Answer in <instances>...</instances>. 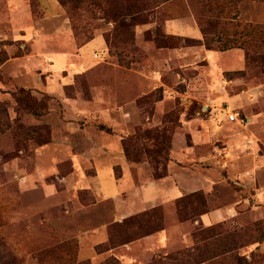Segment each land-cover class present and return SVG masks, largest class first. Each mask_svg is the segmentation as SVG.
Instances as JSON below:
<instances>
[{
  "label": "rangeland",
  "instance_id": "374dc122",
  "mask_svg": "<svg viewBox=\"0 0 264 264\" xmlns=\"http://www.w3.org/2000/svg\"><path fill=\"white\" fill-rule=\"evenodd\" d=\"M19 1L30 12L29 24L31 22L46 33L39 55L33 50L36 43L34 40L27 42L21 37H11L13 25H17L16 28L21 32L26 27L20 25L19 20L17 24H14V20L12 23L7 22L5 17L6 10H12ZM195 4L198 13L200 6L197 0ZM260 7L264 9V1H249L242 6L241 13L256 15ZM144 18L147 23L135 26L130 19L124 21L132 25L129 32L133 34L122 55V60L129 63L125 66L113 54L106 41V35L114 32V23L102 17L98 11L92 18L82 9L73 20L57 0H0V48L6 51L8 57L23 59L19 66L9 64L4 71L0 70V102L12 124L18 121L28 126H44L50 133V141L44 145H37L30 140L15 143L10 130L0 134V264H62L67 255L59 258L48 249L67 241H76L80 246L77 261L90 259L94 263L100 256L99 262L95 263L99 264L112 255L110 251L100 254L95 252L94 244L105 240L106 236L101 224H107V227L119 224L115 228L121 230V233H116V239H120L124 235L120 225L126 219L156 209L162 215V229L175 231L179 222L184 219L194 220L198 217L196 211L210 207L206 199L205 206H199L194 204L196 198L191 197L183 204L192 203L191 208L198 207L193 214L185 215V211L179 214L180 205L175 201L176 207L169 203L168 207L150 208L117 222L107 216L108 208L105 205L98 204L101 196L94 189L93 183L107 197H111L119 190H128L131 180L125 174L119 180L114 178V171L115 176L121 172L118 166L113 170V165H119L123 170L127 167L122 144L119 145L120 153L111 159L98 158L94 166L88 158H93L97 153L87 151L92 144L121 143L122 139L137 129L164 130L169 138L171 158L174 143L183 148L190 145L189 131H195L201 120H207L219 111L226 113V107L234 109L240 117L245 118L246 108L231 99L242 88L248 89V86H255L259 80L264 79V58L248 63L245 59L244 74L241 76L229 78L224 74L227 71H222L214 78L203 57H195L193 61L184 59L179 64L173 61V57L159 55L160 51L185 47L188 43L180 38L172 40L164 33L163 10L146 12ZM241 21L245 22L243 19ZM148 23V30L140 31L139 27ZM90 35L92 39L87 44L85 40ZM101 37L105 41L103 47L100 45ZM81 47V52L85 51L92 57L87 66L77 70L68 65L53 72V63L48 58L50 52H65L70 54L69 57H78ZM33 57L45 60L46 66L33 64ZM187 62L194 67L187 69ZM223 66L242 68L241 63H233L231 60L224 62ZM14 67H20L23 74L17 71L19 80L9 84L4 79L14 71ZM146 76H153L156 81H148ZM224 80L226 82L223 83ZM237 81L242 83L241 87ZM21 88L29 89L42 102L39 114L18 109L13 93ZM220 94L227 97L223 103L219 102ZM249 110L259 111L257 102L252 100ZM205 130L211 129L198 127L201 133ZM245 130L239 126L237 132ZM144 143L148 148L155 147L151 140H145ZM221 146L225 145L218 139L210 144H197L194 149L198 155L196 164L202 168L215 165L211 155H217L219 159L221 154L218 153L223 155L220 152ZM259 153L263 151L259 149ZM133 164L137 165L132 171L136 184H140L138 173L144 176L140 180L142 184L154 179L149 156ZM157 165L161 170L162 163L157 162ZM95 170V182H92ZM217 170L221 176H225L222 169L218 167ZM216 189V193H228V188L217 186ZM199 193L205 198L202 191ZM97 211L101 212L98 216L95 215ZM262 220L264 218H246L241 225L233 226L225 222L209 228L194 225L193 232L186 236V240L182 235L172 232L168 248L162 252H150L147 262L139 252L134 257L138 264L162 260L165 253L172 254L188 248L186 246L190 249L194 241L201 245L208 243L211 248L208 247L207 251L218 254L205 264H264V238L257 241L262 226H256V222ZM151 227L147 224L139 233ZM92 228H95L94 232L85 231ZM201 239L203 241L199 243ZM260 246L262 249H259ZM115 252L116 255H113L126 264L121 260L120 253Z\"/></svg>",
  "mask_w": 264,
  "mask_h": 264
},
{
  "label": "crops",
  "instance_id": "0c3cea01",
  "mask_svg": "<svg viewBox=\"0 0 264 264\" xmlns=\"http://www.w3.org/2000/svg\"><path fill=\"white\" fill-rule=\"evenodd\" d=\"M184 1L189 14L166 20L163 23V31L167 35H172L183 40L191 39L197 42L194 44L190 43L185 47L160 51L158 54L161 56L166 55L168 57H173V59H175L173 61L179 64L184 62V59L193 61L195 57H203V60L206 62V65L214 78L217 77L218 72L243 69L245 66V56L241 49L234 48L227 51H211L207 50L201 42H198L202 40L203 36L195 19L197 14L195 0ZM5 17L9 20H7V22L12 23L14 20V24H17V20H19L21 23L20 25L23 24L26 26L21 32L19 28H16L17 25H13L14 28L11 37H21L20 39H24L27 42L34 40L36 43L33 46L35 48L33 50H36L39 55L41 51L40 46H42L45 41L44 35H46V33L31 22L29 24L31 15L27 10L26 5L19 1L17 6L12 10H6ZM238 18L239 20L243 19L245 22L263 23L264 9L263 7H260L259 13L256 15L240 13ZM149 27L150 24L148 23L139 28L140 31H143L148 30ZM100 45H102V47L105 46L103 37L100 38ZM83 47L79 49L80 56L78 57H69L70 54L67 55L65 52H50L48 58L51 60V63H53V72L55 73L58 70H62L68 65L77 70L87 66L88 62L92 60V57H89L87 52L80 51ZM30 59L31 58L29 57V60ZM21 60L23 59L10 56L0 67V70L4 71L9 64H16L19 66ZM42 60L41 58L38 59L33 57V64H40L42 67H45L46 65L44 66V64L46 61ZM229 60L233 63H241L242 68L233 69L223 66V63H228ZM192 67L194 66H192L190 62L186 63L187 69H191ZM17 71L20 74H23L20 67H14V71L7 74L4 81L8 80L10 84L11 81L19 80ZM147 78L148 81H156V78L153 76ZM35 82L37 84V81ZM224 82H226V80H224L223 83ZM242 82H244V79H242ZM257 83L258 84L255 86H248V89L242 88L241 91L231 99L233 102H237L241 104L243 108H246L245 118L240 117L239 113L234 109L226 107V113L219 111L210 116L207 120H201L202 122H199L198 127H209L211 130H205L201 133V131H198L197 127L195 129L196 132L192 130L189 131L191 132L190 145H186L183 148L182 145L177 143L175 145L174 143L173 154H171V158L167 163L166 177L149 179L146 183L142 184L140 180L143 179L144 176L141 177L140 173H138L137 176L140 184H136L133 179L132 171L137 165L129 163L124 156L127 167L123 170L119 165H113V170L114 167L118 166L121 172L119 177H116L114 171L115 179L119 180L122 174L129 176L131 185L128 190L122 189L114 193L113 196L107 197V195L101 192L99 186H97L96 183H93L94 189L97 191L98 195L101 196V200L98 204L105 205V207L108 208L106 209L107 216L113 217L114 221L117 222H121L130 215H134L150 208L159 206L168 207L169 203H173V206L176 207L175 201L186 195L200 191L204 193L206 203L210 205L205 212L201 213L194 220L184 219L179 222V224L175 226V231L164 228L158 232L109 250L112 255H116L115 251H118L121 260L126 264H138L134 257L135 253L137 255V252H139L144 261H148L151 256L150 252H162L164 251L163 249L168 248L167 246L170 243L172 232L182 235V238L186 240V236L188 234L191 235L193 232L194 225L209 228L214 225L229 222L233 226H236L241 225L242 221L246 218H256V220L264 218V79L259 80ZM1 85L2 80H0V87ZM237 85L241 87L242 83L237 81ZM226 98V95L220 94L219 102H225ZM252 100L257 102L260 109L259 111L253 112L249 110ZM228 111H235L239 118L235 121H230L227 115ZM239 126H243L246 129L245 132H237ZM214 139H218V141L224 143L225 146H221L220 148V152H223V155L222 153H218L221 154V156L219 155V159L217 158V155H211L215 165L212 164L209 167L202 168L199 164H196L198 162V155L194 152L195 146L199 143L210 144ZM119 145L121 146V143L118 141L107 145L100 143L92 144L90 147L91 149L87 151L90 153L93 151L94 153H97V155H93V158H88V161H93L94 166L96 159L98 158L101 159L102 157L104 160L111 159L113 155L120 153ZM228 149H230V152H228ZM259 149H261L263 153H259ZM229 156L230 159H228ZM218 167L225 172V176H221V173L217 170ZM95 177L96 170L91 179L92 182H95ZM217 186H220L221 189L228 188V193L226 195H223L221 191L216 193ZM89 187L91 188V186ZM213 192H215V194ZM189 202L192 201L190 200ZM188 204L189 203H184L182 207H180L182 211H185V215L193 212V207L191 208L192 203L187 207ZM100 213L101 212L98 213L97 211V214L95 215L98 216ZM168 214L171 215L170 212ZM95 215L93 216L95 217ZM101 225L105 229V240L94 244V248L97 244L103 243L107 240V224ZM85 231L94 232L95 228L87 229ZM199 236L203 237L204 235ZM202 241L203 239H201L199 243ZM196 243L197 242L193 241L191 247ZM78 247L80 248V246ZM186 247L189 248V246ZM259 249H262L261 246ZM166 254L167 253L164 255ZM99 260L100 256L97 257L95 260L96 262L93 263L91 260L90 261L92 264H95L98 263ZM139 263L141 264L142 262ZM202 264H205V262Z\"/></svg>",
  "mask_w": 264,
  "mask_h": 264
},
{
  "label": "trees",
  "instance_id": "16d2710c",
  "mask_svg": "<svg viewBox=\"0 0 264 264\" xmlns=\"http://www.w3.org/2000/svg\"><path fill=\"white\" fill-rule=\"evenodd\" d=\"M37 1V0H28ZM59 5L69 12L74 20L78 17L79 11L84 10L91 17H95L98 11L102 17L109 18L114 23V32L106 35V41L109 44L113 54L120 59V63L127 66L129 63L122 60L129 40L133 34L129 32L130 23H125L126 19L133 22V26L147 23L144 18L146 12H154L156 9L163 10V23L171 18L186 16L189 14L184 0H57ZM249 1L264 0H197L199 11L195 16L197 25L202 32L201 42L207 50L227 51L230 49H241L245 52V59L248 62L257 61L264 58V24L243 22L239 20L242 6ZM157 29V28H156ZM167 35V34H166ZM130 36V37H129ZM174 40L172 35H167ZM129 37V38H128ZM92 39L90 35L85 43ZM197 41L185 39L184 43L194 44ZM84 44V43H83ZM8 54L0 48V67L8 60ZM225 76L237 77L244 74V70L227 71ZM18 104V109L32 114H39L42 108V102L34 97L29 89L21 88L13 93ZM161 98V97H160ZM41 107V108H40ZM10 130L12 139L15 143H21L27 140L33 141L37 145H44L50 141L49 130L44 127L28 126L21 122L9 121V117L4 105L0 102V134ZM145 140H151L155 147L148 148ZM122 150L126 160L129 163H139L145 156H149L153 166L154 179H160L167 176V163L169 161L170 142L164 130L137 129L133 134L122 139ZM157 162L162 163L161 170L158 169ZM116 169V168H115ZM118 174L116 177H119ZM191 197L196 198V204L205 206V198L201 193L195 192L178 199L179 214L182 212L183 202ZM156 208V207H155ZM198 207L193 208V214ZM196 211L198 216L205 212ZM195 217V215L193 216ZM152 225L151 228L139 233V230ZM116 225L107 227V240L95 246L97 254L106 252L120 245L135 241L138 238L153 234L162 230V215L156 209L146 211L143 214L131 216L124 221L120 227L124 235L116 239V233H121L116 229ZM145 225V226H144ZM143 226V227H142ZM256 226H262L261 235L257 241L264 238V220L256 222ZM205 244H195L193 247L179 250L172 254H166L162 260H152L146 264H200L216 258V252H209ZM49 252L56 254L59 258L67 255L62 264H92L89 259L77 261L78 245L76 241H67L48 249ZM208 252V253H207ZM204 253H207L204 255ZM99 264H123L116 256L110 255Z\"/></svg>",
  "mask_w": 264,
  "mask_h": 264
},
{
  "label": "built area",
  "instance_id": "2783aa9c",
  "mask_svg": "<svg viewBox=\"0 0 264 264\" xmlns=\"http://www.w3.org/2000/svg\"><path fill=\"white\" fill-rule=\"evenodd\" d=\"M227 115H228V119L230 121H235L239 118L238 114L235 111H228ZM240 121H242V120H240Z\"/></svg>",
  "mask_w": 264,
  "mask_h": 264
}]
</instances>
